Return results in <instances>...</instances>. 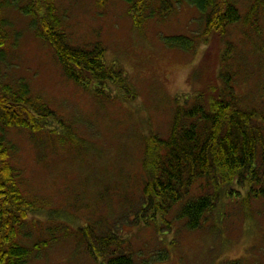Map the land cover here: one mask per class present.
<instances>
[{
  "label": "rangeland",
  "instance_id": "374dc122",
  "mask_svg": "<svg viewBox=\"0 0 264 264\" xmlns=\"http://www.w3.org/2000/svg\"><path fill=\"white\" fill-rule=\"evenodd\" d=\"M60 1L71 40L87 47L101 42L105 60L117 63L128 88L110 82L105 95H97L74 83L50 48L26 31L13 51L10 74L26 77L64 122L42 141L28 133L15 137L24 189L45 207L36 216H53V225L60 222L70 229L98 220L110 225L122 221L123 234L139 252L134 264H264V199L242 204L224 197L203 229L187 231L179 221L166 233V242L130 221V205L141 198L145 140L169 133L178 104L195 93L209 96L210 86L221 84V74H230L242 101L264 109V20L248 18L253 0H239L238 24L208 37L203 36L199 12L189 6L166 23L140 30L123 0L105 5L98 0ZM179 33L198 35L196 47L172 48L162 39ZM41 228L39 223L34 231ZM77 240L61 235L30 264H98Z\"/></svg>",
  "mask_w": 264,
  "mask_h": 264
},
{
  "label": "trees",
  "instance_id": "16d2710c",
  "mask_svg": "<svg viewBox=\"0 0 264 264\" xmlns=\"http://www.w3.org/2000/svg\"><path fill=\"white\" fill-rule=\"evenodd\" d=\"M123 1L140 30L168 22L182 6L199 12L204 37L223 34L242 20L239 0ZM63 6L60 0H0V264H30L61 235L76 237L98 264H134L139 252L123 234L122 221L111 226L98 220L76 229L60 222L53 225V216H36L45 210L44 204L24 189L16 134L28 133L42 141L64 124L26 77L10 74L13 51L26 31L50 48L64 76L74 83L97 95H105L110 82L128 88L117 63L105 60L101 42L87 47L71 40ZM247 16L264 20V0H253ZM18 18L29 29L20 27ZM198 37L179 33L162 39L169 47L191 51ZM221 80L210 86L209 96L195 93L175 107L167 135L153 134L145 140L141 198L130 205V221L138 229H152L161 242L179 221L187 231L203 229L224 197L242 204L264 199V109L242 101L230 74H221ZM39 223L42 228L34 231Z\"/></svg>",
  "mask_w": 264,
  "mask_h": 264
}]
</instances>
